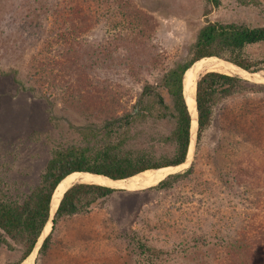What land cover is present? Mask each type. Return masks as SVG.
<instances>
[{
    "label": "rangeland",
    "instance_id": "rangeland-1",
    "mask_svg": "<svg viewBox=\"0 0 264 264\" xmlns=\"http://www.w3.org/2000/svg\"><path fill=\"white\" fill-rule=\"evenodd\" d=\"M255 1L222 0L204 16L205 0H0L2 192L22 201L54 149L83 147L86 128L100 139L113 119L135 114L145 79L186 60L206 20L264 27V0ZM246 51L264 59V43ZM261 78H240L252 91L214 105L187 167L170 174L182 175L171 188H116L90 213L61 219L49 249L40 254L41 242L22 264H138L133 236L167 251L168 264H264ZM166 121L131 124L129 146L170 152L159 139L172 129ZM9 242L12 250L0 246V264L23 252Z\"/></svg>",
    "mask_w": 264,
    "mask_h": 264
},
{
    "label": "trees",
    "instance_id": "trees-1",
    "mask_svg": "<svg viewBox=\"0 0 264 264\" xmlns=\"http://www.w3.org/2000/svg\"><path fill=\"white\" fill-rule=\"evenodd\" d=\"M205 1L204 16L209 15L211 9L218 8L222 2V0ZM235 1L241 5L257 4L255 0ZM261 43H264V27H248L242 24L206 20L205 24L198 29L186 60L175 63L166 72L155 73L153 80H149V77L145 79L137 102L138 111L135 114H125L122 118H115L105 125L101 140L98 139V132L86 128V133L82 132L85 133L83 134V147L76 149L71 147L65 152L54 149L40 176L39 184L22 201L10 199L0 189V246L5 245L7 249L12 250L13 246L9 242L12 241L14 244L20 245L23 250L20 258L11 264H22L33 251L38 238L47 227L46 223L52 213V198L57 185L65 177L88 176L75 173L87 172L120 181L147 171L185 164L192 142V117L189 115L190 112H188L183 94L185 71L191 70V65L198 61L194 66L208 63L243 73H256L264 68V59H251L246 49ZM247 85L246 80L217 72H207L198 79L196 107L194 105V88L192 91L197 117V141H200L203 133L211 124L214 105L236 92L252 91L248 90L250 87L248 88ZM253 90L255 91L256 88ZM163 120H167L166 122L172 125V129L167 135L161 134L159 139L161 144L171 148L170 152L156 156L152 154L151 150L133 149L129 146L131 124L147 121L154 123ZM121 129L125 131L123 134H121L123 132ZM181 176L179 174L170 175L162 181L160 180L164 177H156L126 188L141 189L160 181L156 186L158 189H169ZM117 191V189L94 184H75L70 187L63 194L55 214L52 213L54 215L53 230L43 240L39 253L43 254L49 249L52 243V233L61 219L78 214H88L95 203ZM129 243L134 247L138 264H168L171 260L167 251L152 248L137 236H133Z\"/></svg>",
    "mask_w": 264,
    "mask_h": 264
},
{
    "label": "bare ground",
    "instance_id": "bare-ground-1",
    "mask_svg": "<svg viewBox=\"0 0 264 264\" xmlns=\"http://www.w3.org/2000/svg\"><path fill=\"white\" fill-rule=\"evenodd\" d=\"M204 59V58H203ZM202 59V60H203ZM217 59V58H215ZM219 61H222L220 59H217ZM201 61V60H200ZM198 62V61H197ZM196 62V63H197ZM224 62V61H222ZM196 63H194L192 65V69L187 71V74L184 78V95H185V100H186V104L188 106V109H189V112H190V115L192 117V126H191V140L192 142L190 143V151H189V154H188V158H187V161L185 162V164L183 165H180V166H176V167H167V169L170 171L168 172L167 171V174L164 176L167 177L168 175L170 174H174L176 173L177 171H180L181 169H184L187 167L188 165V162H189V157L191 156V149H192V146H193V143H194V140H195V137H196V132H197V124H196V114H195V109H194V105L196 107V104L194 102V105H193V100H192V91H193V88L195 90V83H196V80L197 78L203 74V73H206V72H217V73H221V74H225V75H229V76H237L238 78H243V79H248V80H258L259 77L261 79H263L264 77V71H260L258 73H253V74H250L249 72H246L244 70V72L246 73H243V72H239L237 70H233V69H230V68H226V67H223V66H220V65H214V64H208V63H203V64H200V65H196L194 66ZM227 63V62H226ZM230 64V63H229ZM232 65V64H230ZM194 66V67H193ZM234 66V65H232ZM236 67V66H234ZM238 68V67H237ZM193 154V153H192ZM167 169H161V170H152V171H147V172H144V173H141L133 178H130V179H126V180H120V181H112V180H109L107 178H104L105 180L101 179L103 178L102 176H98V175H92V174H83V175H88V176H96V177H88V176H81V175H75V176H72V177H69V178H65L57 187L54 195H53V198H52V213L54 214L59 202H60V199L63 195V193L69 189L70 187H72L73 185L75 184H94V185H100V186H106V187H110V188H113V189H116V188H125V189H129V188H126L128 185L125 184V187L123 186H117V184H120L121 183H125L127 181H131L133 180L134 178H141L140 180H144L143 178L145 177H153L151 176L154 172H158V171H162V170H167ZM166 173V171H165ZM158 174V173H157ZM100 177V178H98ZM163 178V179H164ZM152 179V178H151ZM163 179H161L160 181H162ZM106 180H109V181H106ZM158 181V182H160ZM143 182V181H142ZM157 182V183H158ZM140 183V182H139ZM138 184V183H136ZM156 184V183H155ZM116 185V186H114ZM132 185V184H131ZM147 188V187H145ZM52 213H51V216H52ZM49 223V224H48ZM47 223V227L46 229H44L41 237H40V241L39 243L43 240L44 236H46L49 232H50V229H51V222L49 221ZM38 243V244H39ZM37 244V246H38ZM37 250V247L35 248L34 252L31 254V256L29 258H27V260H29L35 253V251Z\"/></svg>",
    "mask_w": 264,
    "mask_h": 264
},
{
    "label": "water",
    "instance_id": "water-1",
    "mask_svg": "<svg viewBox=\"0 0 264 264\" xmlns=\"http://www.w3.org/2000/svg\"><path fill=\"white\" fill-rule=\"evenodd\" d=\"M214 58H215V57H214ZM200 60H201V59H200ZM220 60H221V59H220ZM222 61H223V60H222ZM224 62H226V61H224ZM227 63H228V62H227ZM193 64H194V63H193ZM193 64H192V65H193ZM192 65H191V66H192ZM190 68H191V67H190ZM187 70H188V69H187ZM187 70L185 71V73L187 72ZM185 73H184V75H183V94H184V76H185ZM206 73H207V72H206ZM204 74H205V73H204ZM204 74H203V75H204ZM201 76H202V75H201ZM201 76H200V77H201ZM200 77L197 78L196 83H197V81H198V79H199ZM196 83H195V92H194V102H195V104H196ZM184 98H185V96H184ZM186 106H187V105H186ZM187 109H188V107H187ZM196 111H197V110H196ZM188 112H189V109H188ZM189 115H190V113H189ZM190 117H191V116H190ZM196 122H197V117H196ZM190 123H191V122H190ZM187 154H188V153H187ZM185 161H186V159H185ZM185 161H184V162H185ZM182 164H183V163H182ZM178 166H179V165H178ZM169 167H176V166H169ZM75 173H81V174H92V173H87V172H75ZM72 174H73V173H72ZM92 175H97V174H92ZM98 176H101V175H98ZM102 177H103V178H107V177H105V176H102ZM65 178H66V177H65ZM107 179H109V178H107ZM109 180H112V179H109ZM112 181H118V180H112ZM61 182H62V181H60V183H61ZM60 183H59V184H60ZM57 186H58V185H57ZM105 187H106V186H105ZM109 188H110V187H109ZM55 189H56V188H55ZM67 190H68V189H67ZM67 190H66V191H67ZM54 191H55V190H54ZM66 191H65V192H66ZM65 192H64V193H65ZM64 193H63V194H64ZM62 197H63V195H62ZM62 197H61V199H62ZM61 199H60V201H61ZM59 203H60V202H59ZM58 206H59V204H58ZM58 206H57V208H58ZM57 208H56V210H57ZM56 210H55V212H56ZM55 212H54V214H55ZM53 217H54V215L51 216V213H50V218H49V220L47 221V223L50 221V222H51V225H52ZM47 223H46V224H47ZM40 237H41V235H40ZM40 237H39V238H40ZM45 237H46V236H44L43 240L45 239ZM39 238H38V241H39ZM43 240H42L41 242H43ZM38 241H37V243L35 244V247H36V245L38 244ZM41 242H40V243H41ZM40 243H39V244H40ZM38 246H39V245H38ZM35 247H34V249H35ZM34 249H33V251H34ZM37 249H38V247H37ZM33 251H32V252H33ZM32 252L30 253V255L32 254ZM30 255H29V256H30ZM29 256H28V257H29ZM28 257H27V258H28Z\"/></svg>",
    "mask_w": 264,
    "mask_h": 264
},
{
    "label": "crops",
    "instance_id": "crops-1",
    "mask_svg": "<svg viewBox=\"0 0 264 264\" xmlns=\"http://www.w3.org/2000/svg\"><path fill=\"white\" fill-rule=\"evenodd\" d=\"M130 192V191H129Z\"/></svg>",
    "mask_w": 264,
    "mask_h": 264
}]
</instances>
